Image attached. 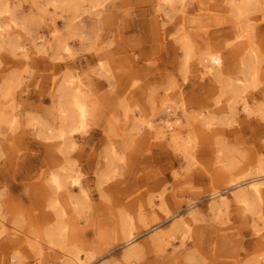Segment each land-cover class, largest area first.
I'll return each instance as SVG.
<instances>
[{
    "label": "rangeland",
    "instance_id": "1",
    "mask_svg": "<svg viewBox=\"0 0 264 264\" xmlns=\"http://www.w3.org/2000/svg\"><path fill=\"white\" fill-rule=\"evenodd\" d=\"M219 5V0H203L201 17L188 35L200 48L206 41L219 47L227 56L224 66L233 71L237 53L229 55L228 50L237 45L235 31ZM97 8L101 12L95 14ZM9 10L3 17L8 23L5 37L20 46L0 44V111L7 119L0 122V264H12L15 253L23 264H58V250L41 239L40 255L24 239L34 234L41 238L45 231L47 225L39 220L52 211L49 177L63 156L78 171L82 188L70 190L73 203L58 199L69 211L64 245L78 252L82 264H189L190 257L191 264H246L251 255L246 253L264 235V224L259 220L254 227L233 201L221 218L210 211L215 188L223 195L233 190L221 182L227 174L214 163L213 138L198 144L200 163L190 170L183 168V159L167 140L154 145L150 138L147 123L166 118L158 102L169 83L176 87L167 91L168 97L176 101L174 93L180 91L188 111L214 105L219 93L218 83L201 75L196 58L187 64L186 79L181 74L183 52L174 41L173 27L179 21V3L170 10L153 0H105L81 13L76 29L69 28V11L46 0L13 1ZM155 16L165 20L158 26L162 40L156 37ZM251 17L257 20L255 31L264 36V12ZM60 38L66 39L68 51L55 46ZM261 68L262 93L264 57ZM65 78L85 92L92 110L84 131L71 134L73 144L63 155L53 145L57 139H44L37 132L40 123L57 120L54 92ZM244 118L239 110L236 121L222 127L229 143L250 161L256 150L264 155V135L254 134ZM242 125L243 132L231 134ZM108 151L114 153L111 166L104 158ZM108 167L107 177L99 178ZM159 194L165 198L163 205ZM142 209L143 220L138 221ZM125 216L132 222L131 242L123 235ZM181 218L191 223L189 234L181 240L177 233L163 251L155 247L154 232L169 230ZM13 232L23 239L13 241ZM131 248L134 256L126 258Z\"/></svg>",
    "mask_w": 264,
    "mask_h": 264
},
{
    "label": "bare ground",
    "instance_id": "2",
    "mask_svg": "<svg viewBox=\"0 0 264 264\" xmlns=\"http://www.w3.org/2000/svg\"><path fill=\"white\" fill-rule=\"evenodd\" d=\"M19 0H0V44L12 43V48L17 49L15 41L5 37L8 29V23L3 22L4 14L10 13L9 3ZM54 7L69 11L71 16L68 18L69 28L76 29L75 20L79 19L81 13L88 11L91 8H96L102 5L105 0H46ZM209 0H204V2ZM220 5L226 12L227 18L231 22V27L235 31V45L228 50L229 55L237 53V66L233 71L225 67L227 56L221 49L212 43L206 41L203 48L195 44L194 40L188 33V28L192 29V24L196 18L201 17V10L203 0H153V2L160 7H166L173 10L176 3H179L180 17L179 21L173 24L176 28L177 34L174 41L180 46L183 52V66H181V74L186 79L188 73L187 64L196 58L198 67L201 70V75L210 76L218 83V95L214 99V105L209 106L205 104L200 106L198 110H187L184 104L182 93L176 91L178 99L175 101L171 96L168 97L167 91L176 87L173 81L164 89V94L158 102V108L161 113H165L166 118H162L160 123H147L150 132L152 144L156 145L164 139L179 152L184 161V167L189 169L200 163L196 156V148L202 140H214V163L220 166V173L227 174L223 177L225 188L233 189L229 195H223L221 189L215 188L212 191L211 202L209 209L216 218H221L223 212L229 206V201L240 209L243 217L249 218L253 226L256 227L259 220L264 224V155L260 153L261 150H256L251 154L252 160L246 161L245 154H241L237 147H234L226 139L224 133V126H231L235 122V115L238 111L245 113L244 121H249L248 124L256 135H264V124H260V120H264V89L262 93L258 91L260 84L261 63L264 57V36L257 33V20L251 17L257 11L264 12V0H219ZM87 3V6H85ZM194 3H197V9L194 11ZM194 6V7H193ZM95 14L101 12L98 8L95 9ZM197 12V13H194ZM218 18V14L215 17ZM258 19V18H257ZM100 21V20H98ZM155 24V32L158 40H162L159 33L160 25H163L165 20L159 19L157 16L152 18ZM79 24L81 20L78 21ZM78 29V28H77ZM164 30V29H162ZM54 31V30H53ZM218 31V30H217ZM220 31V30H219ZM258 38H261L258 42ZM228 46V44H226ZM57 48L68 51L69 44L66 39H57L55 44ZM13 49V50H14ZM227 54V53H226ZM234 72V73H231ZM200 75V76H201ZM10 83V82H9ZM8 83V84H9ZM85 92L77 85H73L69 79H63L54 92L56 98L57 120L54 124L40 123L38 135L44 139H57L53 144L58 151L63 155L72 146L73 141L71 134L78 131H84L87 123V117L90 116L92 106L87 102ZM259 95V97L257 96ZM259 99H258V98ZM224 101L222 107L219 103ZM180 109V114L176 115V109ZM172 116V119L169 117ZM0 111V122H5L7 119ZM256 118L254 120L249 118ZM256 120V121H255ZM9 121V120H8ZM11 121V120H10ZM254 121L256 123H254ZM223 126V127H222ZM12 128V125L10 126ZM246 127L240 126L234 129L231 134L236 132H243ZM225 136V137H224ZM112 151H108L105 155V162L108 166L112 165L111 157ZM241 163L243 165H241ZM59 166L56 170L51 172L49 177V188L51 193H47L51 199V212H44L41 224L47 225L42 237L40 235L25 236V241L30 247L42 254L40 247L41 239L48 244L51 250H58L59 262L58 264H81V257L77 251L71 250L64 245V240L68 236L66 220L69 217V211H66V204H61L58 199L65 197V199L72 202V197L68 195L74 187H78L82 191L78 171L74 168L72 163L66 162L65 156L56 164ZM111 167L104 168L100 171L99 178L107 177ZM185 171V169H184ZM163 193V192H161ZM83 196L86 194L82 193ZM164 196L159 194V204L163 205ZM152 200V198H151ZM151 204L150 207H153ZM76 206H73L75 208ZM155 208L151 209L154 212ZM144 209L140 211L138 221H142V214ZM192 215V213H190ZM71 219V218H70ZM124 228L123 235L127 237V242L132 241V222L128 217H124L121 223ZM191 230V223L186 219L181 218L177 220L169 230L159 232L156 230L152 237V243L155 247L164 250L165 246L171 243L172 239L176 238L179 233L181 240L189 234ZM259 229L256 228V232ZM164 233V234H163ZM41 234V233H39ZM15 237L13 241L22 240L20 236L12 233ZM167 236V237H165ZM183 243V241H181ZM55 252V251H54ZM134 249L131 248L125 254V257L134 256ZM11 257L12 264H23V260L15 253ZM251 254V255H250ZM246 260V264H264V235L258 239ZM87 258V255L84 256ZM188 258L189 264L193 261ZM39 264V263H38Z\"/></svg>",
    "mask_w": 264,
    "mask_h": 264
}]
</instances>
